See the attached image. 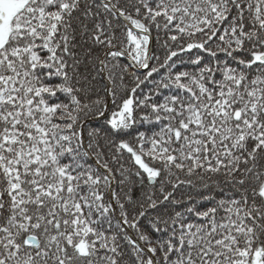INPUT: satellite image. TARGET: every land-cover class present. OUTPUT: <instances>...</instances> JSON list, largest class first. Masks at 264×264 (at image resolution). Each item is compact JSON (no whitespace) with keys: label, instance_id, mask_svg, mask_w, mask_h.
I'll list each match as a JSON object with an SVG mask.
<instances>
[{"label":"snow or ice","instance_id":"obj_1","mask_svg":"<svg viewBox=\"0 0 264 264\" xmlns=\"http://www.w3.org/2000/svg\"><path fill=\"white\" fill-rule=\"evenodd\" d=\"M0 264H264V0H0Z\"/></svg>","mask_w":264,"mask_h":264},{"label":"trees","instance_id":"obj_2","mask_svg":"<svg viewBox=\"0 0 264 264\" xmlns=\"http://www.w3.org/2000/svg\"><path fill=\"white\" fill-rule=\"evenodd\" d=\"M100 123H101V124L104 123V120L100 121Z\"/></svg>","mask_w":264,"mask_h":264},{"label":"water","instance_id":"obj_3","mask_svg":"<svg viewBox=\"0 0 264 264\" xmlns=\"http://www.w3.org/2000/svg\"><path fill=\"white\" fill-rule=\"evenodd\" d=\"M130 62V61H129ZM100 120H103L102 118H99Z\"/></svg>","mask_w":264,"mask_h":264},{"label":"rangeland","instance_id":"obj_4","mask_svg":"<svg viewBox=\"0 0 264 264\" xmlns=\"http://www.w3.org/2000/svg\"><path fill=\"white\" fill-rule=\"evenodd\" d=\"M100 121H102V120H100Z\"/></svg>","mask_w":264,"mask_h":264}]
</instances>
